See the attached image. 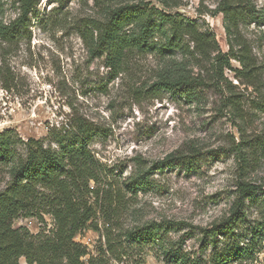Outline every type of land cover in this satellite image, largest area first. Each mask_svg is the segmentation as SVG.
Returning <instances> with one entry per match:
<instances>
[{
	"label": "rangeland",
	"instance_id": "rangeland-1",
	"mask_svg": "<svg viewBox=\"0 0 264 264\" xmlns=\"http://www.w3.org/2000/svg\"><path fill=\"white\" fill-rule=\"evenodd\" d=\"M132 1H143L215 34L219 48L200 67L194 60L188 65L198 78L196 98L157 88L168 64L161 53L134 50L118 75L112 74L105 55L92 53L81 30L105 19L103 0H39L37 15L28 17L29 28L20 27L10 41L0 39V131L13 129L24 140L34 137L49 143L53 133L72 131L79 119L93 123L96 135L89 145L111 168L110 179L117 186L131 175L146 179L145 188L136 195L123 191L113 220L120 227L114 226L116 232L172 220L181 226L168 236L181 237L184 249L195 251L201 229L229 217L237 206L240 181L264 187V148L254 156L248 143L242 145L243 140L264 137V112L255 104L264 100V0H253L260 17H245L231 35L220 11L225 0ZM18 7V0H0V23L17 19ZM232 46L243 57L248 53V71L232 58ZM218 52L230 56L222 76L212 66ZM232 95L238 97V111L227 100ZM241 153L252 161L245 169L239 161ZM170 155L190 159L195 155L196 166L191 171L161 167ZM8 180L5 173L0 175V190ZM256 199H246L247 221L236 225L245 242L251 238L244 231L248 221L264 216L263 207L258 208L261 194ZM101 217L99 230L87 228L75 237L89 251L84 260L96 255L104 241ZM45 218L42 223L36 216H20L13 226L36 234L53 227L51 216ZM258 236L257 258L242 264H264L263 229ZM20 261L27 264L25 258ZM113 264L168 263L146 246L128 249L122 261Z\"/></svg>",
	"mask_w": 264,
	"mask_h": 264
},
{
	"label": "trees",
	"instance_id": "trees-1",
	"mask_svg": "<svg viewBox=\"0 0 264 264\" xmlns=\"http://www.w3.org/2000/svg\"><path fill=\"white\" fill-rule=\"evenodd\" d=\"M103 1L105 19L89 23L81 32L92 53L105 55L112 74L122 73L127 57L134 50L161 53L168 58V64L156 83L157 88L196 98L198 78L191 74L188 65L194 60L200 67L202 61L219 48L215 34L143 1ZM18 2V18L8 24L0 23L2 41L16 38L20 27L29 28L30 13L37 15L39 0ZM220 8L225 14L229 35L245 17H260L253 0H225ZM233 48L230 50L232 58L239 59L248 71V53L243 57ZM177 54L181 59L176 58ZM212 59L214 71L222 76L223 66H230V56L218 52ZM227 100L238 111V97L232 95ZM255 104L264 112L263 99ZM96 129L93 123L79 119L72 131L53 133L49 143L34 137L24 140L13 129L0 131V175L5 173L9 178L6 187L0 190V264H21V258H25L27 264H113L115 260L122 261L128 249L146 246L168 264H242L244 260L257 258L258 235L264 230V216L261 220L248 221L244 231L251 234L249 241L245 242L243 234L236 232V225L247 221L246 199L257 201L261 194L258 208L263 207L264 211V187L246 181L238 183L240 199L231 215L210 228L201 229L198 250H185L184 239L173 240L168 236L181 226L172 220L149 221L116 232L117 221L113 220L124 199L123 191L136 195L145 188L146 179L141 174L131 175L117 186L110 179L111 168L96 157L89 145ZM244 143H248L255 156L256 151L264 148V137L243 140L242 145ZM194 156L190 159L170 155L160 164L191 171L196 166ZM239 156L245 169L246 163L252 162L250 156L244 153ZM46 214L51 216L53 227H43L36 234L13 226L20 216H36L46 223ZM101 216L104 241L97 247L96 255L84 260L89 251L75 237L87 228L99 230Z\"/></svg>",
	"mask_w": 264,
	"mask_h": 264
}]
</instances>
